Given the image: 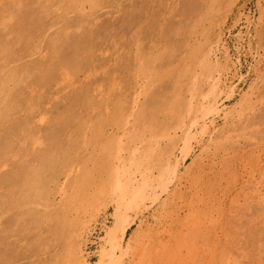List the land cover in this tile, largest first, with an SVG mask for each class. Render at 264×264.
<instances>
[{
    "label": "rangeland",
    "instance_id": "rangeland-1",
    "mask_svg": "<svg viewBox=\"0 0 264 264\" xmlns=\"http://www.w3.org/2000/svg\"><path fill=\"white\" fill-rule=\"evenodd\" d=\"M116 243L264 264V0H0V264Z\"/></svg>",
    "mask_w": 264,
    "mask_h": 264
},
{
    "label": "bare ground",
    "instance_id": "bare-ground-1",
    "mask_svg": "<svg viewBox=\"0 0 264 264\" xmlns=\"http://www.w3.org/2000/svg\"><path fill=\"white\" fill-rule=\"evenodd\" d=\"M107 53V52H106ZM192 102V101H191ZM206 115V114H205ZM71 133V132H70ZM192 137V136H191ZM158 139V138H157ZM200 140V139H199ZM187 149V148H186ZM143 158V157H142ZM175 169V168H174ZM138 172V171H137ZM175 173V172H174ZM136 180V179H135ZM132 183V182H131ZM127 185V184H126ZM159 186V185H158ZM112 187V186H111ZM118 187H119V185H118ZM123 187V186H122ZM128 187V186H127ZM131 187H133V186H131ZM119 188H121V187H119ZM126 187H124V189H125ZM147 188V187H146ZM133 189L134 188H132V191H133ZM123 190V189H122ZM124 191V190H123ZM142 191V190H141ZM166 191V190H165ZM136 192V191H135ZM122 193H124V192H122ZM132 193V192H131ZM116 194V193H115ZM133 195H134V193H132ZM139 194V193H138ZM136 195V194H135ZM140 195H142V194H140ZM124 196V195H123ZM142 197V196H141ZM117 198V197H116ZM123 198V197H122ZM121 198V199H122ZM126 198H128L127 196H126ZM134 200H136V198H134ZM135 202H137V201H135ZM142 203V202H141ZM150 205V204H149ZM130 207V206H129ZM44 209V208H43ZM126 209H127V207H126ZM45 210V209H44ZM128 211V210H127ZM129 212V211H128ZM128 214V213H127ZM233 232V231H232ZM108 243V242H107ZM115 244V243H114ZM117 244V246L116 247H118V248H112L111 250L113 251V253H108V255H107V253L105 254L104 253V251H103V254H102V256H103V258H102V260L98 263V264H118V262L117 261H115V253H116V251H118V250H123V249H121V246H120V243H116ZM154 246V245H153ZM114 247V246H113ZM120 248V249H119ZM124 252L125 253H127L126 252V250H124ZM122 253V252H121ZM120 253V254H121ZM120 256V255H119ZM117 257V256H116ZM116 259H118V258H116ZM117 262V263H116Z\"/></svg>",
    "mask_w": 264,
    "mask_h": 264
}]
</instances>
